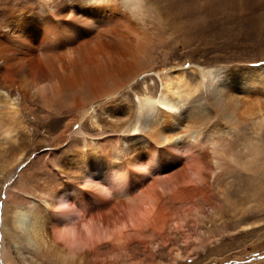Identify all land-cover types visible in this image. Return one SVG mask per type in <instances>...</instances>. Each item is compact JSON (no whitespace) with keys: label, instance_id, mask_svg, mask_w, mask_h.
<instances>
[{"label":"bare ground","instance_id":"6f19581e","mask_svg":"<svg viewBox=\"0 0 264 264\" xmlns=\"http://www.w3.org/2000/svg\"><path fill=\"white\" fill-rule=\"evenodd\" d=\"M173 1L0 0V105L11 117L0 131L16 132L13 162L32 151L39 118L63 121L35 141H49L37 159L49 157L62 181L5 187L14 205L3 215L12 223L3 264L19 261L14 246L41 264H154L169 241L188 239L184 223L193 210L204 215L215 189L227 206L220 176L264 166V63L182 61ZM151 73L159 83L141 88ZM25 113L35 124L16 119ZM242 128L243 147L230 150ZM24 167L21 175L33 169ZM170 255L192 257L178 243Z\"/></svg>","mask_w":264,"mask_h":264},{"label":"rangeland","instance_id":"374dc122","mask_svg":"<svg viewBox=\"0 0 264 264\" xmlns=\"http://www.w3.org/2000/svg\"><path fill=\"white\" fill-rule=\"evenodd\" d=\"M173 2L176 3V16L182 17L184 24L180 28L185 32L187 40L178 52L183 56L182 61L187 58L193 59L195 56L194 59L216 67L256 66L264 63V0H175ZM149 75L153 77L152 80L142 84L141 88L159 83L155 73ZM144 79L146 78L139 77L138 80L143 82ZM128 90L133 99H137L136 90L132 88ZM59 116L54 114L49 119L39 118L41 130L38 135L31 136V144L26 143L27 147L33 144L32 151L20 164L13 162L15 154L13 138L16 132H12L11 136L6 138L0 131V264H3L1 253L4 244L6 242L12 244L6 236L7 229L11 228L12 223L7 220L5 224L3 216L5 209L11 204L5 193L6 188L15 183L16 189L26 188L33 192L45 187L49 188L63 179V176L57 174L56 167L50 165L49 157L37 159V156H46L45 153L51 147L48 145L49 141L44 140L40 146L35 145V141L46 139L47 129L52 131L55 125L59 126L63 123ZM0 118L11 119L4 105H0ZM20 118L25 124L30 122L35 124V119L26 113L21 114L19 118L16 117V119ZM87 123L92 125L88 119ZM28 128L26 129L31 130ZM244 131L242 128L231 139L230 150L243 147ZM31 132L33 133V129ZM247 132L252 133V131ZM245 136H248L246 132ZM69 147L68 142L63 143L59 147L60 152L63 154L64 149ZM57 156L63 158L64 155L58 153ZM36 159L38 162L33 164ZM10 162L13 164L6 168ZM29 165L33 169L29 174L21 175L24 166ZM9 169L12 172H9ZM218 181L223 184L221 189L228 197L227 206L219 191L215 189L214 197L200 205L204 215L193 210L190 217L195 216L196 219L192 218L184 223L188 239L184 242L180 237L178 241L175 239L169 241L164 248L163 256L156 257L154 264L160 259L169 264H264V166H259L255 172L230 169L220 176ZM17 200L22 207L28 205L25 198L18 197ZM13 205L9 207V215L12 214ZM203 216L208 217L209 222ZM246 225H249V228H246ZM177 243L185 254L192 257L173 263L170 249L175 248ZM32 253L24 246L20 253L17 247H13V256L19 260L16 264H41L32 260Z\"/></svg>","mask_w":264,"mask_h":264}]
</instances>
